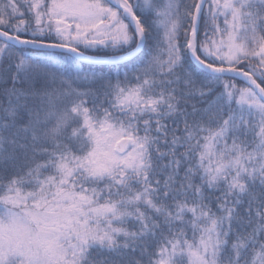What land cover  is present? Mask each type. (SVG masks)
<instances>
[{"label": "snow or ice", "instance_id": "6c2138e0", "mask_svg": "<svg viewBox=\"0 0 264 264\" xmlns=\"http://www.w3.org/2000/svg\"><path fill=\"white\" fill-rule=\"evenodd\" d=\"M262 85L264 0H0V264H264Z\"/></svg>", "mask_w": 264, "mask_h": 264}, {"label": "trees", "instance_id": "16d2710c", "mask_svg": "<svg viewBox=\"0 0 264 264\" xmlns=\"http://www.w3.org/2000/svg\"><path fill=\"white\" fill-rule=\"evenodd\" d=\"M238 84H241V81H239V80H237L236 81ZM241 86H244L243 84H241ZM262 86H264V85H262Z\"/></svg>", "mask_w": 264, "mask_h": 264}, {"label": "water", "instance_id": "95a60500", "mask_svg": "<svg viewBox=\"0 0 264 264\" xmlns=\"http://www.w3.org/2000/svg\"><path fill=\"white\" fill-rule=\"evenodd\" d=\"M85 63H88V62H85Z\"/></svg>", "mask_w": 264, "mask_h": 264}]
</instances>
